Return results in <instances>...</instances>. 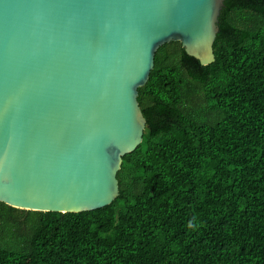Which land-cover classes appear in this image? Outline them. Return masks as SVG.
Returning a JSON list of instances; mask_svg holds the SVG:
<instances>
[{
    "label": "trees",
    "instance_id": "trees-1",
    "mask_svg": "<svg viewBox=\"0 0 264 264\" xmlns=\"http://www.w3.org/2000/svg\"><path fill=\"white\" fill-rule=\"evenodd\" d=\"M217 25L207 65L157 48L110 204L0 201V264H264V0H224Z\"/></svg>",
    "mask_w": 264,
    "mask_h": 264
},
{
    "label": "water",
    "instance_id": "water-1",
    "mask_svg": "<svg viewBox=\"0 0 264 264\" xmlns=\"http://www.w3.org/2000/svg\"><path fill=\"white\" fill-rule=\"evenodd\" d=\"M224 0H0V201L81 212L119 193L157 48L202 65Z\"/></svg>",
    "mask_w": 264,
    "mask_h": 264
}]
</instances>
